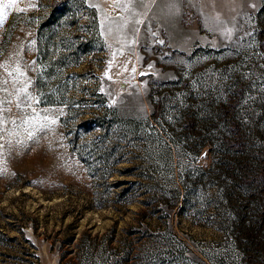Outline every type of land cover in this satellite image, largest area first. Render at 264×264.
Wrapping results in <instances>:
<instances>
[{"label": "rangeland", "instance_id": "1", "mask_svg": "<svg viewBox=\"0 0 264 264\" xmlns=\"http://www.w3.org/2000/svg\"><path fill=\"white\" fill-rule=\"evenodd\" d=\"M50 1L0 16V264H242L221 190L196 178L212 145L187 150L172 114L224 97L237 71L241 115L258 113L264 0H82L98 35L84 15L91 48L55 79L37 35ZM155 80L176 84L151 96ZM99 114L105 134L79 124Z\"/></svg>", "mask_w": 264, "mask_h": 264}, {"label": "trees", "instance_id": "2", "mask_svg": "<svg viewBox=\"0 0 264 264\" xmlns=\"http://www.w3.org/2000/svg\"><path fill=\"white\" fill-rule=\"evenodd\" d=\"M84 15H91L92 32L98 35L95 13L82 0H51L48 11L39 19L37 35L41 37V51L49 59L50 78H56L58 65H75L81 53L90 50L84 22H80ZM79 37L81 40L72 43V38ZM260 46L264 50V41ZM235 76L236 85L217 101L183 96L174 103L172 118L187 150L198 154L204 145H212V160L196 177L198 183L205 177L221 190L225 206L233 215L229 234L241 263L264 264V99L256 105L257 114L242 116L240 106L247 86L241 72ZM153 82L151 96L154 88L176 84L175 80ZM167 96L166 91L160 93L153 104L155 111L169 109ZM104 119V114L92 115L79 124L87 130L95 123L103 135L109 124ZM162 120L166 123L165 118ZM113 121L110 125L114 127L122 125ZM77 135L70 137L73 144ZM107 150L109 158L112 147ZM78 153L82 155L81 149ZM108 167L104 164L106 174L110 173Z\"/></svg>", "mask_w": 264, "mask_h": 264}, {"label": "snow or ice", "instance_id": "3", "mask_svg": "<svg viewBox=\"0 0 264 264\" xmlns=\"http://www.w3.org/2000/svg\"><path fill=\"white\" fill-rule=\"evenodd\" d=\"M16 3H17V0H9L8 4H4V5L0 6V16L3 15V8L10 7ZM21 11H23V9H21ZM52 123H55V121H52Z\"/></svg>", "mask_w": 264, "mask_h": 264}]
</instances>
